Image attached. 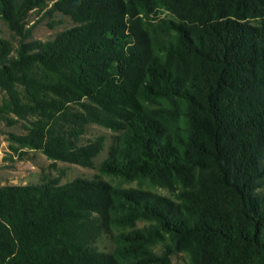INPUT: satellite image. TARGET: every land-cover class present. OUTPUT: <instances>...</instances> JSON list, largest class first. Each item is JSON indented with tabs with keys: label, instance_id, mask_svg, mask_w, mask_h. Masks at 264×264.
Segmentation results:
<instances>
[{
	"label": "trees",
	"instance_id": "trees-1",
	"mask_svg": "<svg viewBox=\"0 0 264 264\" xmlns=\"http://www.w3.org/2000/svg\"><path fill=\"white\" fill-rule=\"evenodd\" d=\"M50 1L75 24L26 41ZM0 18L19 36L0 31V119L24 128L10 151L92 167L104 138L79 140L97 124L121 131L100 173L174 196L0 185V264H264V0H0Z\"/></svg>",
	"mask_w": 264,
	"mask_h": 264
},
{
	"label": "rangeland",
	"instance_id": "rangeland-1",
	"mask_svg": "<svg viewBox=\"0 0 264 264\" xmlns=\"http://www.w3.org/2000/svg\"><path fill=\"white\" fill-rule=\"evenodd\" d=\"M31 10L26 18V27H32L29 37L25 40L38 39L41 41L48 40L53 35L63 29L73 26L75 23L67 15L60 12L48 14L45 10ZM164 14H161L163 16ZM1 36L8 39L15 48L19 42V36L13 33L0 18ZM4 93L0 91V103ZM23 121H18L13 125H7L6 122L0 119V185L5 184H37L41 183L47 178H58L59 184H63L76 177L99 178L110 182L113 185L122 187H141L151 190L153 192L169 196L173 198V193L165 188L149 185L147 183H139L138 181L125 182L119 178L111 175L100 173L98 170L100 162L107 156L108 150L113 145L121 131H114L97 124H88L85 126L83 134L80 136L79 144H83L88 140L94 139L97 136L104 138V146L99 154L94 158V165L92 167H83L77 164L63 162L60 160H50L46 158L40 151H33L24 149L23 157L10 151L8 144V133H22L24 132ZM145 221L137 222V227L144 226ZM116 230H113V233ZM102 233L94 242V245L100 251L110 252L113 249L112 234ZM160 245L154 246V250L158 251ZM173 264H185L188 262L187 255L182 252H176L171 256Z\"/></svg>",
	"mask_w": 264,
	"mask_h": 264
}]
</instances>
